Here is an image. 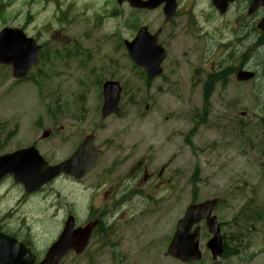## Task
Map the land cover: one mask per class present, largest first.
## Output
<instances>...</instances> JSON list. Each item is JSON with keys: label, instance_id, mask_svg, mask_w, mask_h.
<instances>
[{"label": "rangeland", "instance_id": "374dc122", "mask_svg": "<svg viewBox=\"0 0 264 264\" xmlns=\"http://www.w3.org/2000/svg\"><path fill=\"white\" fill-rule=\"evenodd\" d=\"M176 2L186 7L187 11L191 3L194 5L193 12L198 18L199 14L203 17L200 21L203 30L191 35L180 33L176 38L167 33L162 35L159 42L167 47L163 72L147 84L120 43L119 36L129 40L131 33L121 25V18L111 14L114 9H119L121 17L129 18L131 11L128 5H117L116 0H0V29H24V33L38 40L39 44H45L43 58L51 61H40L33 68L32 77L38 78L40 87L29 80L17 83L11 76L10 68L0 64V136L6 138L0 141L1 145H6L3 152L35 142L47 160L59 161L72 152L79 138L92 129L97 131L99 125H106L105 129L96 132L98 142L117 133L116 144L121 147L137 146L140 150L148 145L158 148L153 154L158 160L157 165L172 157L168 173L172 174L173 169L181 173L180 179L178 177L175 181L173 178V182H178L182 188L181 195L175 194L173 198L159 201H145L141 197L126 203L122 216L121 212H116L109 218L113 246L101 248L97 243L99 237L94 235L87 253L78 257L69 254L61 264H180L166 254V248L175 231L176 221L193 200L194 187L190 177L196 167L199 169L196 202L213 196L220 198V205L213 213L222 224L221 232L228 248L238 244L241 251L236 256L229 255V258L215 262L211 260L205 247L210 235L204 223L200 222L199 241L203 254L200 264H264L263 85L253 79L239 83L233 76H229L225 83L216 84L206 124L198 125L188 143L185 142L189 136L186 133L194 126L192 115L202 104L200 86L197 85L202 74L196 70L204 72L212 62L216 65L221 58H229L234 48V59L227 63L238 66L240 53L257 52L253 48L257 33H250L249 39L241 40L231 31L234 26L226 23L228 17L226 20L213 17L207 0ZM235 11L236 7L227 16L234 15ZM138 15L141 20L149 18L146 23L156 20L153 27L161 20L160 9ZM256 49L262 50V53L259 57L253 52V61L249 65L251 69L260 71L264 47ZM56 51L61 52L63 57L56 60ZM74 52L77 55L80 53V56L74 58ZM39 72L46 75L40 76ZM99 76L102 81L117 80L122 86L120 107L124 118L121 120L101 121L99 111H96L100 85L94 83L99 81ZM79 95L85 108H88L86 113L76 111L79 108L76 97ZM146 103L150 104L146 110L148 115L140 120L138 117L145 113ZM58 107L56 114L65 110L63 116L68 119L65 124L73 127L72 133L76 135L67 143L62 139L65 131L61 135L58 132L59 121L54 126L46 113L48 109L52 112ZM241 110L246 114L242 117L235 115ZM69 114L72 116L68 117ZM165 116H169L167 121ZM37 122L43 128L57 130L51 138L39 140L42 127L35 126ZM171 132H176L177 137L171 138ZM159 147L165 148L161 152ZM54 187L53 193L50 187H46L42 194L35 197L40 207L32 200L19 211L16 208L18 214L11 221L14 229H20V224L30 229L25 237L38 249L56 238L64 213L70 208L65 205L66 200L73 203L80 213L92 202L95 207L102 206L101 199L91 201L92 190L87 193L86 207V200L79 189H73L67 196L63 180L57 181ZM10 189L15 191L8 195L9 198L21 197L17 187L13 188L10 184ZM104 200L105 204L108 200ZM29 203L36 205L32 208ZM245 203L254 212L252 232L248 233L240 219L236 223L233 221L234 215ZM37 208L39 211H36ZM34 212L37 213L30 214ZM238 233L242 236L236 239Z\"/></svg>", "mask_w": 264, "mask_h": 264}, {"label": "water", "instance_id": "95a60500", "mask_svg": "<svg viewBox=\"0 0 264 264\" xmlns=\"http://www.w3.org/2000/svg\"><path fill=\"white\" fill-rule=\"evenodd\" d=\"M122 1H127L136 8L145 7L149 9H153V7L164 2L166 3L164 14L167 15V19L170 20L175 16V0H118L119 3ZM212 1L220 12H223L227 2L232 0ZM257 1L259 0H255V2ZM157 34L150 35L147 28L142 27L131 42H125L131 60L145 71L149 79H153L161 73V62L166 55L163 48L157 44ZM39 49L40 47L35 45V41L26 37L20 29L3 28L0 31V63L11 65L12 74L15 78H24L30 68L37 64ZM251 77L252 73L244 71H240L237 76L239 80ZM102 90L101 114L102 117H107L110 113L118 112L121 88L117 81L109 80L103 84ZM46 136L47 133H44L43 137ZM92 142V135H88L68 161L52 166L46 164L47 162L34 146L0 155V179L6 174H11L15 183L22 184L26 192H32L53 179L57 174L72 172L68 168L76 172L81 171L77 173L81 177L89 170L93 160L100 154L91 146ZM216 202L217 199H209V201L196 205H188L184 216L176 224L175 234L167 249L168 254L178 258L183 263L199 260L201 257L199 241L195 240L199 236V227H195L193 231H191V227L204 219L207 229L212 233L206 246L214 259L222 255L223 240L220 236V228L217 218L211 215ZM70 228L71 223L67 222V227L61 234L62 236L52 246L50 253L40 264H59L60 258L68 253L70 248H74L77 253H80L90 236L91 228L87 227L79 232H72ZM7 241H9L8 238L0 235V264H28L27 252L15 244L14 240Z\"/></svg>", "mask_w": 264, "mask_h": 264}, {"label": "flooded vegetation", "instance_id": "af4514ba", "mask_svg": "<svg viewBox=\"0 0 264 264\" xmlns=\"http://www.w3.org/2000/svg\"><path fill=\"white\" fill-rule=\"evenodd\" d=\"M208 2L210 3L209 7L212 9L211 13L213 17L225 20L228 17L226 23H231L234 26L231 31L239 36L241 40H244L247 37L249 39L250 33L256 32L257 37L255 45L264 47V6L262 4L254 6V0H233V2H230L227 5L225 12L221 14L217 12V9L210 0H208ZM235 7L236 11L233 12L234 15L232 14L227 16ZM157 9H160L159 16L162 23L158 24L152 32L162 28L160 35L167 33V35L178 36L180 33H188L191 35L193 32H202L203 30V25L197 21L196 14H194L192 10L187 11L186 7H182L180 5L177 7L175 18L170 22H166V24H164L165 17L163 15L162 6L153 9V11L137 9L132 12L134 14H148L149 12H154V10ZM190 12L193 14V17ZM117 17L121 18V20L126 19L121 17V12L118 13ZM146 20L149 21L150 19L146 18ZM134 21L137 26V19ZM142 22L145 23L144 21ZM155 23L156 20L146 24L148 28L149 26H152L153 28ZM123 25L122 26L124 28L128 29V33H131V36H134L139 29L138 27L142 24L135 27V25H133L129 20H126ZM240 33H243V35H238ZM235 50L236 48L232 50L229 54V58H221L220 63L215 65L212 62L210 66L204 70V72L200 69L196 70L198 74H202V80L197 83V85L200 86L201 96L204 93V89L209 86L208 83H211L213 78H216L217 81H219L220 79L218 78H222L223 74L226 75L229 73L228 76L233 74L235 67L227 62L234 59L233 52ZM252 54L253 52L251 51L250 53L246 52L238 55L241 68H251L249 64L253 61L251 60L253 57ZM236 55L237 54H235V58ZM261 80L264 82V74H262V78L260 77L259 82ZM213 93H215V90H213ZM67 121L68 119L63 116V124L60 125L61 132L65 131V136L62 137L65 143L76 137V135L72 133L73 127L65 124ZM172 135L173 137H177V134L175 133ZM96 148L103 150V152L96 160L95 165L91 168L89 173H87L88 175L80 180H75L72 176L66 175L69 180V184L75 188L80 187V185H86V182H93L96 191L94 199H101L102 203H104V199H106L108 200L107 203H113L114 205H118L120 203L125 205L130 199L143 197V193L148 198L155 197L156 199L161 200L173 198L175 194L177 196L181 195L182 188L178 185V182L174 183L173 179H171L175 178V181L178 177L180 179L181 173L179 170L173 169L174 171L172 174L168 176L169 173L167 170L171 163L167 164V162L163 161L157 165L158 160L153 154L158 148L152 147L138 150L131 147L116 146L115 141H102L99 145H96ZM159 148L162 152L165 147ZM177 148L178 146H176V152ZM69 156L71 155H64V157H62V161L67 159ZM99 160L103 161L100 165ZM8 179L9 178H4V181L0 186V223H3L9 215V208H13L15 205L21 204L24 200V198H22L15 204V199L8 197V195L12 193V189L8 190V188H6L8 192H4L2 190V187L8 184L6 182ZM44 255L45 252H40V254L38 253L36 255V260L39 261V259H42Z\"/></svg>", "mask_w": 264, "mask_h": 264}, {"label": "trees", "instance_id": "16d2710c", "mask_svg": "<svg viewBox=\"0 0 264 264\" xmlns=\"http://www.w3.org/2000/svg\"><path fill=\"white\" fill-rule=\"evenodd\" d=\"M207 93L205 94V98H204V106L203 109H206L209 107L208 101H209V97H207ZM192 180H194V177L192 178ZM239 218H242L245 222L246 220H252V218L254 217V212L251 208H246V209H242L240 210V212L237 215ZM236 217V218H238ZM225 254L228 255V253L230 254V252L227 250V248H225L224 250Z\"/></svg>", "mask_w": 264, "mask_h": 264}]
</instances>
